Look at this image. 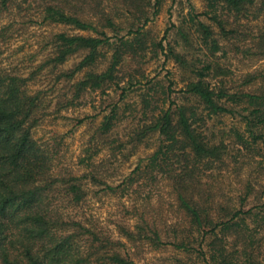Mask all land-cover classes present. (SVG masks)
Instances as JSON below:
<instances>
[{
  "label": "trees",
  "instance_id": "trees-1",
  "mask_svg": "<svg viewBox=\"0 0 264 264\" xmlns=\"http://www.w3.org/2000/svg\"><path fill=\"white\" fill-rule=\"evenodd\" d=\"M201 1L204 10L191 9L188 30L185 23L174 27L183 46L152 41L149 49L144 28L161 0H0V14L16 12L0 28V38L16 24L62 29L39 41L32 57L40 59L28 71L0 66V264H147L144 251L166 247L195 254L204 264L264 263L259 262L264 191L258 193L251 173L241 176L244 159L250 164L260 158V168L264 162V65L238 74L233 67L264 60V29L251 26L264 17V0ZM147 50L156 56L159 51L184 71L180 93L194 104L168 97L166 109L159 108L123 139L115 136L118 103H112L76 170L60 166V141H40L36 131L50 114L82 107L95 91L113 87L123 99L146 80L136 66L145 62ZM77 55L79 61L64 69ZM125 58L134 66L123 70ZM40 78L43 85L37 88ZM142 103L145 115L150 101ZM222 118L233 125L218 127ZM154 136V150L120 183L110 181L109 160L96 157L105 150L112 157L116 152L130 156ZM228 173L236 174L235 183L225 194L219 180ZM146 184L151 188L137 205L131 190ZM163 188L173 208L167 219L149 201L156 198L157 207ZM99 193L129 202L123 220L108 222L111 229L85 209Z\"/></svg>",
  "mask_w": 264,
  "mask_h": 264
},
{
  "label": "rangeland",
  "instance_id": "rangeland-1",
  "mask_svg": "<svg viewBox=\"0 0 264 264\" xmlns=\"http://www.w3.org/2000/svg\"><path fill=\"white\" fill-rule=\"evenodd\" d=\"M194 9L195 13H201L204 10V4L201 0H161L158 13L151 22H149L144 31L147 36V46L151 48V42H160L163 41V46L166 45L167 41L171 43L179 42V46L182 45V41L176 35V28L183 23H190V11ZM13 14H0V28L8 24V21L13 19ZM8 15V16H7ZM17 20L18 17H15ZM125 17H118V20L123 22ZM203 20V18H200ZM208 23V22H207ZM14 24V23H12ZM256 26L259 29H264V17L263 15L256 21L251 23V26ZM188 30L189 26L186 25ZM61 28H53L52 26H28L26 28H21L18 24L13 25V27L7 32L3 33L0 40H3L0 51V66L5 67L6 69H25L29 70L36 64V61L39 58H33L32 55L38 51V43L45 37L50 31H60ZM69 34H75L76 31L66 30ZM169 31V36L166 38L165 32ZM108 35H113L111 32H108ZM125 32H121L123 35ZM87 35V33H81ZM165 35V36H164ZM192 41L194 42L195 37L191 36ZM114 41V40H111ZM187 45H185L186 47ZM188 49V48H186ZM184 47H177V50L182 52H188ZM158 51V50H157ZM106 55L109 57V49L106 50ZM79 55L70 58L67 63L64 65V69L71 68L74 64L79 61ZM141 65H137L136 68L140 69L146 80H142V85L135 86L132 90L128 91L123 99H120V91L112 88L105 89V92L95 91L90 93L84 99V105L77 109L69 110L68 112H62L59 115L50 114L44 121L41 128H39L34 134L35 138L40 141L47 142L52 144L55 140L60 141V155L61 161L60 166L71 168L76 170V162L80 157L82 151L86 148L87 142H89L92 133L95 128L100 123L103 115H106L110 112V104H117V113H118V122L117 128L115 130L116 135L122 137L123 139L130 133V131L138 125H142L147 118H151L154 114H158L160 109H166L168 106V97L175 103L182 104L187 102L188 104H194L192 99L185 101L184 95L180 93V89L186 83V75L184 71L180 70L174 60H166L165 57L158 51L156 56L147 50V58L144 59ZM264 65V60H252L246 64L235 63V74H238L239 71L243 72L258 66ZM123 70L129 66H134L131 63L130 58H125L123 63ZM140 73V72H139ZM136 74L139 78L140 76ZM127 79H125L126 81ZM43 78L38 79L35 87H41ZM149 81V84L146 85L145 82ZM170 83H173L168 87ZM124 85V82L120 84ZM58 91L54 93H48L57 95ZM146 98L150 101L149 108L146 109V114H143L144 105L142 100ZM158 107L154 109V107ZM88 117V119L82 124L77 125L78 119H83ZM92 117H95L92 119ZM223 124L217 125L218 127H226L227 129L231 127L234 123L230 118H222ZM210 127V121L208 122ZM157 136L147 138L143 143L137 147L132 154L125 153V157L120 155L118 152L115 153V157L109 156V151H103L99 154L96 159L99 160H109L110 163H107V169L110 176V181H119L128 175L137 165L138 161L146 157L151 153L157 142ZM125 151V150H123ZM245 161L243 164V171L241 176L243 178L247 173H251L253 177H257L259 189L258 193L261 195L264 191V174L260 176V169L264 168V162L260 168L256 161H260V158H255L254 162ZM78 170V169H77ZM80 171V170H79ZM79 173V172H78ZM245 173V174H244ZM236 174L229 173L219 180V186L225 194H230V184L235 183L234 177ZM141 183V181H140ZM151 187L146 184L141 189L138 186H133L132 192L130 193L133 201H136L137 205H140L143 202V199L148 195V191ZM95 190H91L94 194ZM130 191V192H131ZM161 198H159L157 207V199H149L150 207L153 210L162 211L161 217L171 218L173 215L172 210L169 207V197L166 195V189H161ZM258 194V195H259ZM257 195V196H258ZM254 198V197H253ZM137 199V200H135ZM264 201V198L263 200ZM128 201L124 198H119V196H111L108 194L99 193L98 196L94 198H89L88 203L85 205L87 211L92 212L95 218L98 220V223L102 224L105 227L112 228L108 224L109 221H120L123 220L124 216L123 207L128 205ZM159 204L161 205L159 207ZM160 208V209H159ZM147 212H151L147 208ZM156 213V212H155ZM175 218H173L174 220ZM170 222L169 220L167 223ZM260 239L264 245V230L260 231ZM142 261L147 264H204L202 260L198 259L195 254H188L178 250L173 249L172 247L159 248L157 250L148 248L147 251L142 253ZM264 259V251L262 256L259 258V262H262ZM262 264H264L262 262Z\"/></svg>",
  "mask_w": 264,
  "mask_h": 264
}]
</instances>
